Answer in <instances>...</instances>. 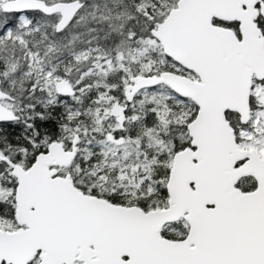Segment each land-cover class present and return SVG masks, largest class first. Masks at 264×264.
Listing matches in <instances>:
<instances>
[{
	"label": "snow or ice",
	"instance_id": "1",
	"mask_svg": "<svg viewBox=\"0 0 264 264\" xmlns=\"http://www.w3.org/2000/svg\"><path fill=\"white\" fill-rule=\"evenodd\" d=\"M0 264H264V0H0Z\"/></svg>",
	"mask_w": 264,
	"mask_h": 264
}]
</instances>
